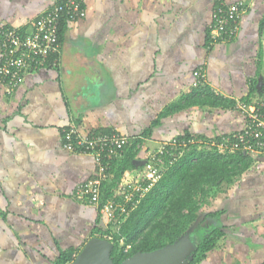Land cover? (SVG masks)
Listing matches in <instances>:
<instances>
[{
  "label": "crops",
  "instance_id": "obj_1",
  "mask_svg": "<svg viewBox=\"0 0 264 264\" xmlns=\"http://www.w3.org/2000/svg\"><path fill=\"white\" fill-rule=\"evenodd\" d=\"M53 1L0 0V28L30 33ZM81 1L85 16L66 23L58 64L45 62L10 94L0 82V264H54L61 252L81 249L94 228L104 229L96 208L74 199L96 163L63 148L67 126L82 136L109 131L142 140L141 169L126 181L172 137L243 128L237 110L192 107L141 136L192 91L197 69L227 99L241 101L254 80L264 88V0ZM234 3L244 4L236 36L210 42L215 8ZM256 157L216 199L224 236L200 264H264V159Z\"/></svg>",
  "mask_w": 264,
  "mask_h": 264
},
{
  "label": "trees",
  "instance_id": "obj_2",
  "mask_svg": "<svg viewBox=\"0 0 264 264\" xmlns=\"http://www.w3.org/2000/svg\"><path fill=\"white\" fill-rule=\"evenodd\" d=\"M75 1L85 11L82 1ZM65 3L66 0H54L32 25L41 16H47L53 12L55 8H63ZM67 22L69 21L65 18H59L56 22L59 46ZM7 29L10 28L4 27L3 31ZM17 32L20 37L26 33L23 29H17ZM58 56L51 54L47 57L46 62L50 64V61L58 58ZM255 84L254 80L249 93L241 101L250 104L255 98L262 96L264 88L259 91L255 88ZM236 103L235 100L214 93L205 81L203 85L194 87L189 94L183 95L177 101L169 104L153 121L151 127L144 130L141 136L143 138L151 137L153 129L159 125L162 118L192 107L236 111ZM67 128L68 126L62 130V137L63 131ZM239 132L217 134L210 138L200 137L198 139L220 142L224 139L223 141H228L230 145L235 141L234 136ZM189 138L194 137L186 133L177 137L176 140L182 141ZM142 142L140 139L130 141L128 147L123 150L121 158L108 160V178L101 185L102 201L120 200L119 185L123 182L122 179L124 180L125 174L141 169L138 168L135 161L140 153L137 146L141 145ZM166 151L169 152V155H164L161 158L163 164L160 168L162 170L159 180L126 219L115 224L118 229L114 230L111 227L112 224H109L106 230L102 228L92 230L91 237L105 239L113 245L111 252L113 264H121L136 253H150L172 245L193 226H195V230L191 235L192 259L187 264L203 262L208 254L219 248L224 232L220 226V211L210 212L202 216V210L209 207L214 198L234 185L255 161L253 155L241 151L221 152L216 146L194 144L188 146L183 155L170 164L171 150L169 151L168 148ZM211 222L214 224H210ZM81 249H69L61 252L54 260V264H70Z\"/></svg>",
  "mask_w": 264,
  "mask_h": 264
},
{
  "label": "built area",
  "instance_id": "obj_3",
  "mask_svg": "<svg viewBox=\"0 0 264 264\" xmlns=\"http://www.w3.org/2000/svg\"><path fill=\"white\" fill-rule=\"evenodd\" d=\"M244 12L243 3L230 5L220 4L214 12L209 25L210 42H228L237 34L239 18ZM85 16V11L75 0H66L63 8H55L47 16H41L33 25L30 33L20 37L16 29L0 30V82L7 87L10 93L17 85L23 82L24 76L42 68L51 54L59 55L58 26L59 18L74 21ZM54 65L58 64L55 58ZM194 87L203 85L206 76L201 69L194 72ZM236 109L243 116V128L234 136L235 141H205L192 139L166 144L161 150L152 152L146 158L138 177L133 183L122 182L119 186L120 200L102 201L101 185L107 180V164L110 159H119L123 150L128 147V137L118 133H91L80 135L72 124L63 131L62 146L72 154L91 155L96 163V174L90 180L76 187L74 199L82 204L95 207L98 214L109 223L124 221L133 211L146 193L159 180L162 168L161 158L169 155L170 164L178 160L188 148L194 144L216 146L221 152L241 151L253 156L264 158V92L261 97L255 98L250 104L236 100ZM139 148V147H137ZM174 155V156H173ZM177 155V156H175ZM148 174H146V171ZM143 174V175H142ZM142 175V176H141Z\"/></svg>",
  "mask_w": 264,
  "mask_h": 264
},
{
  "label": "water",
  "instance_id": "obj_4",
  "mask_svg": "<svg viewBox=\"0 0 264 264\" xmlns=\"http://www.w3.org/2000/svg\"><path fill=\"white\" fill-rule=\"evenodd\" d=\"M260 84L261 82L258 81L257 90L260 89ZM194 230L195 226L172 245L150 253H136L121 264H187L192 259L191 235ZM112 250L113 245L109 241L92 237L84 244L70 264H113Z\"/></svg>",
  "mask_w": 264,
  "mask_h": 264
},
{
  "label": "rangeland",
  "instance_id": "obj_5",
  "mask_svg": "<svg viewBox=\"0 0 264 264\" xmlns=\"http://www.w3.org/2000/svg\"><path fill=\"white\" fill-rule=\"evenodd\" d=\"M173 139H174V137H172L171 139H169L168 141H165V143L164 144H172V141H173ZM192 139H194V138H192ZM157 151L158 150H161L160 148H157L156 149ZM255 158H257L256 156H254V159ZM162 170V169H161ZM146 171V170H145ZM146 174H148V172L146 171L145 172ZM143 175V174H142ZM141 175V176H142ZM139 175H134V177L133 178H128L125 182H128L129 181V183H133V182H135L136 180H138V181H140L141 180V177H138ZM217 198H219L218 200H220V195H218L216 198H214V200H212L211 202H210V204H209V207H207V208H204L203 210H202V216H204V215H206L207 213H210V212H214V210L212 209V207H216V205H217V203H218V200L216 201V199ZM212 205V206H211ZM102 217L100 216V219H101ZM101 221H102V225H103V228L106 230L107 229V227H108V225L109 224H112V226L111 227H113V229L114 230H117L118 229V227L116 228L115 227V224H116V222H113V223H109V221L108 222H104L102 219H101ZM213 222H211L210 224H212ZM214 224V223H213Z\"/></svg>",
  "mask_w": 264,
  "mask_h": 264
},
{
  "label": "clouds",
  "instance_id": "obj_6",
  "mask_svg": "<svg viewBox=\"0 0 264 264\" xmlns=\"http://www.w3.org/2000/svg\"><path fill=\"white\" fill-rule=\"evenodd\" d=\"M143 166V165H142Z\"/></svg>",
  "mask_w": 264,
  "mask_h": 264
}]
</instances>
